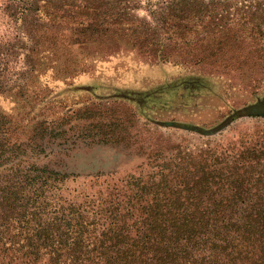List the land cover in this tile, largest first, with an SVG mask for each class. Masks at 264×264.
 Returning <instances> with one entry per match:
<instances>
[{
    "label": "rangeland",
    "instance_id": "obj_1",
    "mask_svg": "<svg viewBox=\"0 0 264 264\" xmlns=\"http://www.w3.org/2000/svg\"><path fill=\"white\" fill-rule=\"evenodd\" d=\"M47 49L79 74L46 73ZM245 136H264V0H0L2 179L18 162L118 179Z\"/></svg>",
    "mask_w": 264,
    "mask_h": 264
},
{
    "label": "trees",
    "instance_id": "obj_2",
    "mask_svg": "<svg viewBox=\"0 0 264 264\" xmlns=\"http://www.w3.org/2000/svg\"><path fill=\"white\" fill-rule=\"evenodd\" d=\"M41 54L54 78L82 69ZM244 138L161 148L118 179L16 163L0 176V264H264V136Z\"/></svg>",
    "mask_w": 264,
    "mask_h": 264
}]
</instances>
